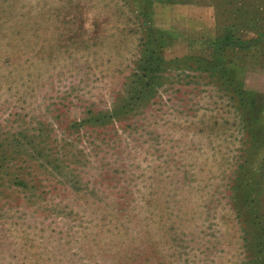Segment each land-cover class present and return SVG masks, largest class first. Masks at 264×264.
Returning <instances> with one entry per match:
<instances>
[{"label":"rangeland","instance_id":"374dc122","mask_svg":"<svg viewBox=\"0 0 264 264\" xmlns=\"http://www.w3.org/2000/svg\"><path fill=\"white\" fill-rule=\"evenodd\" d=\"M0 264H264V0H0Z\"/></svg>","mask_w":264,"mask_h":264},{"label":"trees","instance_id":"16d2710c","mask_svg":"<svg viewBox=\"0 0 264 264\" xmlns=\"http://www.w3.org/2000/svg\"><path fill=\"white\" fill-rule=\"evenodd\" d=\"M148 36H149L148 37V45L151 48L150 51H148V54H150L151 58L158 60L159 58L153 57V55L156 54L158 52L157 49L158 48L161 49L164 46V44L167 43V41L165 39L163 40V39L158 38V37H155L156 39H154L152 34H150ZM214 43H215V47H214V44H213L214 48L211 46V48H213L212 54L208 53V56H206V58H201L200 62H203L207 65L205 71L206 70L207 71H214V73H216V71H217L220 74L218 79L224 80L227 83V86L229 88H231L233 93L235 94L237 91L234 88V83L230 81V80H232L230 77L232 73H230L231 72L230 70L226 69V67L228 66L229 63L224 61V55L223 54H225V51H224V53L218 52V47H221V51H222L223 48L225 50L226 46L232 45L234 43L231 42V39L228 36L221 38L219 41H216ZM144 62H146L147 64L153 63V61L149 58L148 59L146 58L144 60ZM233 63L237 64L236 62H233ZM132 83H134V82H132ZM243 95H245L247 102L251 105L250 109H253L252 104H254V105L256 104V102L254 100L255 99L254 96L249 94L248 92L242 93V91H240L238 93V98L240 99V101H242L244 103H245V99H244ZM248 103H246V104H248Z\"/></svg>","mask_w":264,"mask_h":264}]
</instances>
